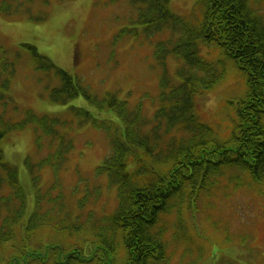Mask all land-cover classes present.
<instances>
[{
	"label": "rangeland",
	"instance_id": "rangeland-1",
	"mask_svg": "<svg viewBox=\"0 0 264 264\" xmlns=\"http://www.w3.org/2000/svg\"><path fill=\"white\" fill-rule=\"evenodd\" d=\"M47 2L36 0L10 15L0 12V117L5 123H16L32 111L39 117L59 118L65 124L58 126L53 138L38 124L9 132L0 141V152L3 161L18 171L28 200L27 216L39 201L44 221L53 219L61 224L69 220L71 224L76 218L83 224L104 223L118 206V191L116 185H108L106 174L97 175L95 169L109 155L112 144L105 131L95 128L91 121L81 125L82 116L76 109L99 120H109V115L104 110L98 112L100 109L84 96L66 104L53 102L51 89L59 85V77L54 75L55 69H37L27 46L36 47L57 68L80 78L99 99L117 96L129 110L140 112L147 121L145 131L159 124L165 129L163 107L181 93L186 78L195 74L183 58L180 41L170 40V28L148 34L147 27L138 22L139 6L135 7L132 0ZM197 2L201 7L199 0H171L170 8L176 15L196 21L201 18ZM159 41L162 49L166 43L172 49V54L162 58L165 65L155 55ZM199 54L214 64L220 83L211 92L194 97V110L200 121L213 127L219 141H227L235 132L234 107L245 96L246 81L221 50L201 44ZM164 75L168 86L163 91H170L168 98L161 96ZM161 134L159 145L150 153L159 158L168 141L178 140L182 132L177 126L176 131ZM138 154L143 151L138 150ZM47 159L50 162L43 164ZM134 162L129 164L130 170ZM142 163L147 169L140 174L141 179L148 181L160 162L147 155ZM239 169H230L202 189L196 210L185 203L180 225L169 230L170 237L176 236L169 264H264V182L258 183L264 175L261 172L262 178L255 180L247 170ZM185 192L187 197L191 194ZM179 199L177 195L174 201ZM75 232L69 231L71 235ZM64 234L53 226L40 227L33 244L68 245Z\"/></svg>",
	"mask_w": 264,
	"mask_h": 264
},
{
	"label": "trees",
	"instance_id": "trees-1",
	"mask_svg": "<svg viewBox=\"0 0 264 264\" xmlns=\"http://www.w3.org/2000/svg\"><path fill=\"white\" fill-rule=\"evenodd\" d=\"M18 1L1 0L0 11L14 14L22 5ZM26 1L34 3V0ZM132 2L139 6L138 22L150 33L170 28V40L180 41L183 58L195 75L187 77V83L179 89L181 93L163 107L165 129L159 124L145 131L147 121L140 112L129 110L117 96L99 99L90 94L79 78L57 68L40 55L36 47L28 45L35 66L47 71L55 69V75L59 76L60 84L50 95L54 102L66 104L70 99L84 96L100 110L115 114L111 120L95 119L92 125L110 138L112 150L96 172L100 176L106 174L110 182L117 185L119 202L104 223L44 221L39 213V201L27 216L18 171L3 161L0 152V264H168V225H176V220L182 219L180 214L185 203L191 205L189 209L196 210L193 208L201 190L214 183L225 169L240 167L255 180L264 175V0H199L202 13L196 21L176 15L170 8L171 0ZM161 42H157V56L161 65H165L162 58L172 54V49L167 43L162 49ZM201 44L221 50L246 81L245 96L234 107L236 127L228 142H220L215 130L200 121L194 110V97L213 90L220 83L214 64L199 54ZM166 79L164 75L162 91L168 86ZM169 95L170 91L161 94L163 98ZM76 110L85 118L90 116L89 112ZM30 123L42 125L51 137L62 124L58 119L40 118L29 112L21 122L0 129V139ZM177 126L182 134L178 140L168 141L170 144L162 157L150 154L159 145L161 132L176 131ZM156 136L158 139L154 141ZM138 150L143 154H138ZM147 155H151L154 162L159 161L160 167L153 170V178L143 181L140 174L147 169L142 163ZM131 161H135V166L130 170ZM187 190L191 191L188 197ZM177 195L180 199L174 201ZM45 226L67 233L63 236L69 244L35 246L36 233ZM70 230L76 231L75 235H71Z\"/></svg>",
	"mask_w": 264,
	"mask_h": 264
}]
</instances>
